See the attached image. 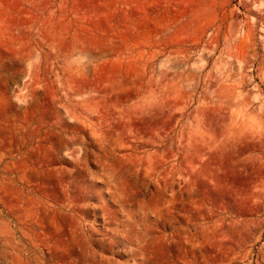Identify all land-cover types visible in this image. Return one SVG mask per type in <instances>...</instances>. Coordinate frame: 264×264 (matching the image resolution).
Segmentation results:
<instances>
[{"label":"rangeland","instance_id":"1","mask_svg":"<svg viewBox=\"0 0 264 264\" xmlns=\"http://www.w3.org/2000/svg\"><path fill=\"white\" fill-rule=\"evenodd\" d=\"M0 264H264V0H0Z\"/></svg>","mask_w":264,"mask_h":264}]
</instances>
